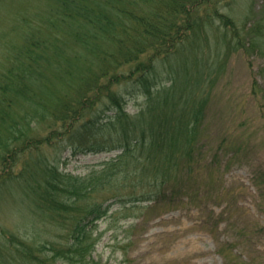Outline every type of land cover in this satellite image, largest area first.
Segmentation results:
<instances>
[{
  "label": "trees",
  "instance_id": "trees-1",
  "mask_svg": "<svg viewBox=\"0 0 264 264\" xmlns=\"http://www.w3.org/2000/svg\"><path fill=\"white\" fill-rule=\"evenodd\" d=\"M43 1L36 12L17 14L23 41L9 46L10 58L0 76V164L8 168V161L15 164L22 154L36 153L54 138L84 139L89 129H100L104 119H115L116 126L95 136L85 149L122 151L104 162V176L96 182L93 175L64 180L63 173L41 158L43 166L24 164L10 178L1 174L0 181L22 177L20 185L48 210L73 212L64 225L71 242L29 244L25 254L39 252L33 264H86L92 225L110 205L94 201L78 210L77 204L81 195L102 190L112 181L118 162L121 167L142 159L140 171L132 172L138 177L135 189H153L135 193L130 202L136 203L161 202L159 192L164 194L170 172L196 171L195 144L210 100L204 85L223 69L222 56L236 49L228 32L219 35L215 20L221 19L227 29L232 20L217 8L216 0ZM210 26L216 33L214 51L198 45L210 40ZM252 44L256 43L249 41L251 49ZM236 46L248 49L243 39ZM128 66L129 74L123 71ZM140 96L145 97V107L131 117L123 113L124 106ZM156 160L163 167L150 173L145 166ZM123 169L122 177L129 178L126 167L120 174Z\"/></svg>",
  "mask_w": 264,
  "mask_h": 264
},
{
  "label": "rangeland",
  "instance_id": "rangeland-1",
  "mask_svg": "<svg viewBox=\"0 0 264 264\" xmlns=\"http://www.w3.org/2000/svg\"><path fill=\"white\" fill-rule=\"evenodd\" d=\"M43 2L0 0V76L10 58L9 46L23 41L17 14L36 12ZM215 5L232 20L229 29L221 19L215 20L219 35L228 32L236 49L222 56L223 69L212 73L204 85L210 100L203 133L195 144L197 169L181 171L180 176L178 169L170 172L164 194L159 192L161 202L136 203L130 202L135 201L132 196L144 188L135 189L138 177L132 172L140 171L142 159L121 167L118 162L112 181L102 190L81 195L77 204L78 210L94 201L110 205L109 212L92 225L86 264H264V0H216ZM210 27V40L198 45L214 51L216 33ZM238 39L245 40L248 49H237ZM249 41L256 43L252 49ZM130 67L123 71L129 74ZM144 101L143 96L131 99L123 113L133 116L145 107ZM114 126L115 119H104L101 128L89 129L84 139L54 138L36 153L22 154L15 164L8 161V168L0 164V175L10 178L24 164L41 167V158L63 173L64 180L93 175L96 182L104 176V162L115 160L122 150L91 152L85 147ZM147 165L150 173L163 167L159 160ZM123 167L129 178L122 177L125 169L120 174ZM19 179L0 181V264H33L39 252L33 248L32 256L25 254L29 244L71 242L64 225L73 219V212H51ZM39 179L43 183L45 178Z\"/></svg>",
  "mask_w": 264,
  "mask_h": 264
}]
</instances>
